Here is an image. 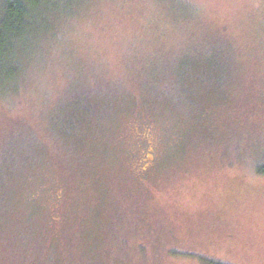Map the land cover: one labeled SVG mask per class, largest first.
Returning a JSON list of instances; mask_svg holds the SVG:
<instances>
[{"label":"rangeland","instance_id":"1","mask_svg":"<svg viewBox=\"0 0 264 264\" xmlns=\"http://www.w3.org/2000/svg\"><path fill=\"white\" fill-rule=\"evenodd\" d=\"M58 2L0 91V264H264V0Z\"/></svg>","mask_w":264,"mask_h":264},{"label":"trees","instance_id":"2","mask_svg":"<svg viewBox=\"0 0 264 264\" xmlns=\"http://www.w3.org/2000/svg\"><path fill=\"white\" fill-rule=\"evenodd\" d=\"M58 1L71 0H0V91L7 92L4 90L22 80L27 66L21 65L20 57L31 49L33 54L36 40L46 35L47 10L49 6L56 8ZM54 15L65 17L62 10ZM211 74L214 80L219 77L213 70ZM256 169L264 174V163Z\"/></svg>","mask_w":264,"mask_h":264}]
</instances>
